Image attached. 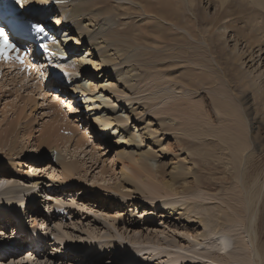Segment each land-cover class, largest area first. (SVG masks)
Masks as SVG:
<instances>
[{
    "label": "bare ground",
    "instance_id": "obj_1",
    "mask_svg": "<svg viewBox=\"0 0 264 264\" xmlns=\"http://www.w3.org/2000/svg\"><path fill=\"white\" fill-rule=\"evenodd\" d=\"M194 1L21 0L19 4L28 15V20L35 21L32 15L47 14L53 17L50 28L56 42L47 45L48 54L38 59L39 64L46 67L44 76L49 81H37V73L24 82L11 75L5 84L0 83V91L15 85L17 98L21 91L29 92L32 96L39 91V97L44 99H49L50 93L47 92L51 90L61 92V96H50L53 100L50 104L44 100L55 119L63 114L64 109L59 108L62 106L60 104L76 113L81 103L87 104L84 107L90 110V114L94 113L89 119L92 121L90 128L97 131L102 140L112 141L111 144L118 146L116 160L122 165L120 181L112 188L113 192L126 198L133 196L131 191L137 192L141 200L155 205L159 200H167L161 203V217L173 221L177 218L174 222L179 224L183 219L193 222L194 226L186 224L181 229L186 230L189 238L209 240L208 245L205 243L207 256L200 251L205 248L199 250L195 245H189L194 247V251H191L193 256H213L216 258H210V262L222 264H228L226 260H230V264H264V162L261 164L260 159L261 153H264V122L252 118L255 112L253 106H264V97L259 95L263 88H259L256 78L232 64L240 60L234 53L237 49L225 55L224 47H219L229 30L246 38L250 45L264 46V0H207L216 3L214 6L217 10L212 16H208L206 10L201 13L202 21L210 28L211 35L206 38L202 37L204 32L200 28L199 16L190 7ZM239 22L245 23V26L239 27ZM212 41L219 49L220 59L213 56ZM65 82L68 87L63 86ZM246 88L253 90L254 98V105L247 112L243 105H247L251 97L245 95L241 98ZM202 90L205 92L202 93ZM115 92L123 97L113 95L107 99V95ZM115 98L118 103L124 102L121 112L115 108V104L112 106ZM26 101L25 106L37 105L31 96ZM146 107L158 109L152 113L153 116H169V122L160 118L159 123H155L148 118L144 127H139V121L131 127L130 120L144 117ZM124 110L125 116H122ZM50 123L43 133L46 148H50L54 141L69 139L60 137L57 133L61 127L55 128V123ZM76 140L75 154L84 149L80 138ZM55 156L56 162L61 165L60 179L65 184H71L78 174V165L63 161L57 152ZM168 157L170 161L165 164L163 161ZM3 161L9 164L11 170L22 167L19 161L13 159L4 158ZM37 162L29 163L33 164L30 165L33 172ZM0 180L6 182L14 179L11 172L0 167ZM99 181L110 180L104 178ZM1 193L13 194L12 187ZM50 193L71 194L68 190H53L46 193L47 196H51ZM37 195L33 194L28 199H19L18 196L0 198V207L4 208L0 209L2 224H8L13 218L10 223L14 228L12 232L23 235L18 238L25 237L32 243L41 240L33 239L23 225L27 220L31 223L35 221V224L39 218L42 221L39 235H42L43 228L48 229L47 220H50L35 211ZM203 195L211 202L193 200ZM54 200L59 201L56 197ZM33 212L35 214L31 215ZM109 219L105 221L110 225L118 221L117 216ZM237 224L244 228L253 250L251 245L249 250L250 243H244V240L243 244L235 243L231 229ZM0 230L7 232L5 227ZM94 231H87L92 240L96 236L93 233H100L97 228ZM55 237L59 240L61 235ZM60 240L63 246L76 241L70 238ZM67 240L70 242L67 243ZM6 241H0V260L16 252L13 248H17V243L9 246ZM35 247L38 249L39 244ZM57 249L60 250L61 246ZM75 251L72 250L73 253ZM133 253L138 254V251ZM170 257V264H177L181 260H185V264H192V257L185 253L177 252ZM255 257H258V262ZM71 258L72 255H69L68 259ZM80 258L73 260L75 264H90ZM33 260L30 259V262H36ZM60 262L62 264L63 260Z\"/></svg>",
    "mask_w": 264,
    "mask_h": 264
},
{
    "label": "rangeland",
    "instance_id": "obj_2",
    "mask_svg": "<svg viewBox=\"0 0 264 264\" xmlns=\"http://www.w3.org/2000/svg\"><path fill=\"white\" fill-rule=\"evenodd\" d=\"M214 5L216 6V3L207 0H195L190 5V7L195 10V14L200 18V28L204 32L202 36L203 38H206L205 36L209 37L211 33L210 28H207L206 22L204 20L202 21L200 16L205 10L208 16L214 15L217 10V7ZM226 20L229 22L228 19ZM136 24L137 23L135 22V25ZM238 26H245V23L239 22ZM229 31H227L225 36L226 38L224 37L225 40L224 38L222 39L223 44L219 45V47L222 49L224 47L223 52L225 55L226 53L233 52L237 49L234 53L240 57V60L238 62L235 60L232 64L235 63L234 65L236 66V69L239 67V69L243 72L250 74L251 77L253 76L252 78H256L255 80L260 84L259 88H263L261 91L262 93L259 92V95L264 97V46L260 48L256 45H250L248 44L250 41L248 42L246 38H243L236 33H232L231 30ZM181 32L184 33V31ZM237 46L240 47L238 48ZM211 48L214 54L213 56L220 59L219 49L215 45L214 41L211 43ZM230 56L231 55L228 57ZM66 84L67 83L65 82L63 86L68 87ZM14 87L15 85H11L10 87L4 88L0 91V167L9 173L11 172L14 179L5 180L6 182L0 180V198H2V196L4 198H17L18 196L19 199H28L33 197V194L37 193V201H35L36 205L34 209L35 211H38L39 215L41 214V216L45 218L47 216L50 220H47L48 229L44 230L43 228L42 233L44 234L42 235H39L41 232L40 224L42 223L39 218L35 224V221L31 223L27 220V223L23 225L25 226V229L30 232V236L33 239L39 238L41 240L39 243H32L31 241L25 240V237L20 238L23 235L19 234L20 237L18 238L19 235L12 232L14 228L10 223L13 218H11V222L8 224L6 223L7 226L6 224H2V220L0 219V228L5 227L7 231L6 233H11L10 235H7V239H5V241L7 240V244L10 246L13 245V243H17V248H13L16 252H11L10 250V255H7L5 259L0 260V264H5V261H8L7 264H61L60 261L62 260L63 263L66 261L65 264H75L73 260L77 259V257L85 259L90 264H170L168 263L171 258L170 256H175L177 252L185 253L186 255L192 257L190 258L192 259V264H222L218 262H210V258H216L213 256L210 258L203 257L199 254L198 256H193L194 253H191V251H194V247L191 248L189 245H195L196 249L199 250L201 248H205L204 253L203 249L200 251L201 254L207 256L206 253H208L207 245L209 240H205L204 238H201L200 240H196L191 237L189 238L186 230L181 229V226H186V224H193L194 226L195 223L193 222H187L183 219L180 220L181 224H179V222H174L177 218L173 221L172 219L167 220L161 217L163 212L162 209H160V206L162 205L161 203H165L167 200H159L156 203L158 205H155V203H147L141 200L142 198L137 192L131 191L133 196H129L127 198L113 192L112 188L120 181L119 170L122 165L118 164L116 160L118 146L115 147L114 144H111L112 141L106 142L102 140V138H100L97 134V131L90 128V123L92 121L89 119H92L90 117H92V114L94 115V113L90 114V110L84 107L87 106V104L82 105L81 103V106L77 108V113L76 111L70 110V108L68 109L67 106L65 107L64 104H60L62 106L59 108L64 109L62 111L63 114H61L59 118L55 119L54 113H50V106L47 105L53 101L52 97H50L52 94L61 96V92H57V94L51 90V92H47L50 93V96H48L49 99H44L43 97H39V91L35 92L33 96L32 94H29V92L21 91L20 93L22 96L20 94L17 98L14 93L16 92ZM246 89H244L245 91H243L241 98L245 95H249V97H251V100L247 103V105H243V109L245 108L247 112L254 105V98L253 90L249 88ZM8 90L12 91L9 92ZM203 92H205V90H202V93ZM147 94H149V92H147ZM113 95H116V92L107 95V99L113 97ZM29 96L37 102V105H24V102H27L26 99ZM116 96L123 97L121 93H117ZM44 100H47L48 104ZM113 100L115 103H112V106L114 107L115 104V108L119 109V112H121V109L123 108L122 105H124L123 100L121 103H118L116 98ZM257 106L256 104L253 106V110L255 109V112L253 113L252 118L262 121L263 123L264 106L260 104ZM74 110H76V107ZM157 110L158 109L153 110L152 107H146V115L144 117L143 115L135 117L130 120L131 123L129 122V125L133 127L135 122L139 121V123H141L139 124V127L142 128L145 125V120L148 118L153 119L155 123H159L160 118L166 119V121L169 122V116L154 115V117L152 113L157 112ZM256 110H259V113H256ZM124 112L125 110L123 113ZM137 112H139V110H137ZM122 116H125V113ZM50 122L55 123V128L56 126L61 127L60 129L57 128L60 132L57 134L64 138H69L71 142H67L69 139H65L64 141L61 139V141L58 140V142L54 141L49 146L51 149L46 148L47 145L43 142V133L44 130H46V125L51 124ZM73 125L75 127H73ZM71 126L72 129L74 128L73 132H71ZM131 131L133 133V128H131ZM78 137L80 138L84 149L75 154L73 150ZM41 144L45 147H42ZM55 149H57V151ZM83 151H86V153ZM56 152L59 156H61L63 161L75 162V164L78 165V174L75 176L74 181H72L71 184H65V181L59 177L61 173V165L56 162ZM4 158L19 161L22 167H17V170H11L9 169V164L7 165V162L3 161ZM260 159H262V164L264 162V153H261ZM34 160H37L38 162L33 166L35 168V171L33 172L30 168V165L33 164L29 163ZM169 161L170 157L163 162L168 164ZM167 167L168 166L166 165V168ZM101 171L104 176L100 175V173H102ZM249 171H251V169ZM104 178L110 181H99ZM60 183L64 184V186L60 185ZM10 186L13 191V194L11 193L12 195L10 193H1L7 188H11ZM53 190L56 192L57 190H68L71 194L59 193V195H56L50 193L51 196H47L46 193ZM262 195L264 196V193ZM204 196L205 195H203L202 198ZM53 197H56L59 201L56 202ZM202 198H194L193 200H197V202H204L206 200L208 203L211 202V200L208 198L210 200L209 201L206 196L205 199ZM177 200H180V198ZM61 201L63 202L59 203ZM212 202H215V200ZM261 202L262 201H260L259 204H261ZM28 203L29 205L31 204L30 200ZM61 204L64 206L62 207ZM157 207L158 209H156ZM167 208L168 207H165V209ZM0 209L3 210L4 208L0 207ZM34 214L35 212L31 215ZM114 216H117L118 221L115 222V225L113 223L110 225L108 222L110 220L109 217L114 218ZM105 219H108V221H105ZM95 228H97L100 233H93L97 237L94 236V238H96H93L92 240V238L89 237L90 235H87V231L95 232ZM231 230L234 232V236L232 237L234 238L235 243H242L243 240L244 243H250V239L247 237V234L244 233V228L241 224L234 225ZM52 232L55 234L52 235ZM55 235H61L59 240L55 237ZM13 236L14 238L11 239ZM76 236L80 239L76 238ZM65 237L76 241L71 243L67 240V243L70 242V244H68V246H63L60 239H66ZM205 243H207V245ZM36 244H39L38 249L35 247ZM111 245H113V247H111ZM60 246L61 249L58 250L57 247ZM104 247L107 248L106 251H104ZM249 247L252 249L251 243L248 248ZM55 248L56 251H54ZM73 249L76 250L74 252L76 254L72 252ZM30 251L32 252L29 253ZM133 251H138V254H134ZM13 253L16 254L12 256ZM69 255H72L73 258L68 259ZM213 255L216 256L217 254ZM33 257L35 259L33 261L36 262H30V259L32 260ZM71 260L73 262H71ZM257 260L259 261L258 257H255V261ZM229 261L226 260V263L230 264ZM177 264H185V260H181Z\"/></svg>",
    "mask_w": 264,
    "mask_h": 264
},
{
    "label": "snow or ice",
    "instance_id": "obj_3",
    "mask_svg": "<svg viewBox=\"0 0 264 264\" xmlns=\"http://www.w3.org/2000/svg\"><path fill=\"white\" fill-rule=\"evenodd\" d=\"M39 31L43 32L44 29L40 28ZM45 50H47V45H44ZM30 53H21L20 47H18L15 43L11 42L8 38V35L5 33L3 28H0V62H18L21 65L25 63V58ZM11 233H7L10 235ZM6 239V232L0 230V241H4ZM34 259V257H33ZM7 264V261H5Z\"/></svg>",
    "mask_w": 264,
    "mask_h": 264
}]
</instances>
